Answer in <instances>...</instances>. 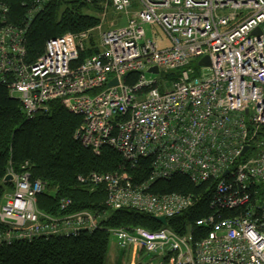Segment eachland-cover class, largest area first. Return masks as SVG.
Instances as JSON below:
<instances>
[{"label":"built area","instance_id":"obj_1","mask_svg":"<svg viewBox=\"0 0 264 264\" xmlns=\"http://www.w3.org/2000/svg\"><path fill=\"white\" fill-rule=\"evenodd\" d=\"M82 1H104L129 17L125 25L103 30L99 50L80 63L89 31L49 39L28 61L26 28L8 20V6L0 1V84L28 117L60 100L83 118L74 137L95 154L108 145L130 165L151 159L150 178L141 185L126 171L79 176L105 186L110 208L168 219L196 199L153 194L149 181L176 172L195 184L214 181L211 212L195 221L209 229L200 237L192 230L178 234L168 224L155 231L111 229L119 249L130 254L127 264H141L144 252L157 264H264V0ZM155 26L167 43L155 31L148 34ZM203 57L208 65L199 64ZM197 66L203 72L196 77ZM128 73H137L133 83L125 82ZM114 78L118 82L109 85ZM8 173L13 190L0 206V220L26 227L20 238L97 227L88 211L70 214L62 224L40 220L34 200L43 184L24 171Z\"/></svg>","mask_w":264,"mask_h":264},{"label":"trees","instance_id":"obj_2","mask_svg":"<svg viewBox=\"0 0 264 264\" xmlns=\"http://www.w3.org/2000/svg\"><path fill=\"white\" fill-rule=\"evenodd\" d=\"M8 6V20L26 28L27 60L35 61L49 39L66 32H80L94 27L98 18L86 12L88 4L82 0H39V8L28 20V11L37 0H0ZM99 50L93 38L89 48L79 55L84 57ZM137 73H128L125 82L133 83ZM83 118L67 110L60 100H51L33 117L23 112L18 98L10 96L7 87L0 84V206L4 194L12 188L4 177L13 169L27 172L31 180L44 184L36 195L40 220L62 224L70 214L88 211L96 217L97 227L81 229L76 235L36 233L21 237L25 228L0 220V264H105L108 256L111 229L143 228L148 231L163 226L154 216L134 208L113 209L106 204L103 184L80 182L79 176L92 172L102 174L126 171L135 185L146 183L151 174V159L141 158L130 165L118 151L103 145L99 154L85 147L74 137ZM148 191L153 194L179 193L191 195L195 204L188 210L169 217L167 224L178 234L192 230L200 237L209 229L195 221L210 213L214 181L195 184L188 174L173 173L169 177L149 181ZM69 200V203L63 201ZM224 216L235 211H223ZM6 238H4V237Z\"/></svg>","mask_w":264,"mask_h":264},{"label":"rangeland","instance_id":"obj_3","mask_svg":"<svg viewBox=\"0 0 264 264\" xmlns=\"http://www.w3.org/2000/svg\"><path fill=\"white\" fill-rule=\"evenodd\" d=\"M87 4H88V8L86 9V12L96 16L99 20L94 27L86 29L87 31L90 32V36L93 38L94 46L99 45L100 35L103 30L110 27H121L125 25L127 22L128 17L126 16V14L115 11L109 4L105 3L104 1L90 2ZM146 30L148 31V26H146ZM154 31L155 33L163 37L164 34L158 26H155L153 29H151V32L149 31L148 34H152ZM163 43H167V41ZM202 72L203 71L201 70V68L197 66L196 77ZM147 77L148 78L156 77V75L147 73ZM43 189H44V184H43ZM12 190H13V186L11 188V191ZM6 194H4V199L6 197ZM34 202H35L34 203L35 207L37 208V198H35ZM108 255L109 258L106 261L107 262L106 264H110L111 261H114L115 264H122V262L127 264L130 258V254L128 252H124L123 250L119 249L115 237L110 238ZM141 261H142L141 264H157V260L153 258L151 254H147L145 252L141 257Z\"/></svg>","mask_w":264,"mask_h":264},{"label":"water","instance_id":"obj_4","mask_svg":"<svg viewBox=\"0 0 264 264\" xmlns=\"http://www.w3.org/2000/svg\"><path fill=\"white\" fill-rule=\"evenodd\" d=\"M260 32V28H257L253 34L255 33H259ZM199 64H205V65H208L209 64V59L208 57H203L200 61H199ZM150 71H154L155 73L157 72V69L156 68H151ZM118 82L117 78H114L110 83L109 85H113V84H116ZM248 149V147L246 146L244 149H243V152H245L246 150ZM12 180V175L11 174H6V176L4 177V181L5 182H9ZM154 219L156 221H158L160 224L162 225H167V219L166 217L164 216H154Z\"/></svg>","mask_w":264,"mask_h":264},{"label":"crops","instance_id":"obj_5","mask_svg":"<svg viewBox=\"0 0 264 264\" xmlns=\"http://www.w3.org/2000/svg\"><path fill=\"white\" fill-rule=\"evenodd\" d=\"M123 14H125V13H123ZM126 16L129 17V15H127V14H126ZM151 29H153V28H150V32H151ZM163 37H164V38H163ZM163 37H161L160 35L157 34V38H158V40L160 41L161 44H163V42L166 41V38H165L164 35H163ZM108 258H109V255L107 256L106 261L108 260ZM113 262H114V261H111L110 264H113ZM106 263H107V262H105V264H106ZM114 264H115V262H114Z\"/></svg>","mask_w":264,"mask_h":264}]
</instances>
